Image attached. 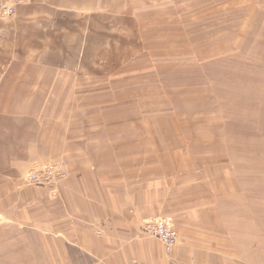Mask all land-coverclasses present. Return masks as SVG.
<instances>
[{"label": "rangeland", "instance_id": "rangeland-1", "mask_svg": "<svg viewBox=\"0 0 264 264\" xmlns=\"http://www.w3.org/2000/svg\"><path fill=\"white\" fill-rule=\"evenodd\" d=\"M73 5L38 49L0 46V186L53 188L81 158L126 167L194 224L212 207L206 264H264V0ZM18 223L0 220V264H40Z\"/></svg>", "mask_w": 264, "mask_h": 264}, {"label": "crops", "instance_id": "crops-1", "mask_svg": "<svg viewBox=\"0 0 264 264\" xmlns=\"http://www.w3.org/2000/svg\"><path fill=\"white\" fill-rule=\"evenodd\" d=\"M73 6V0H24L13 15H0V46L38 49L56 14ZM81 159L53 188L15 180L0 186V220L37 230L40 264H185L193 255L206 264L209 250L219 252L207 241L213 232L208 207L199 208L202 218L194 224L185 201L168 188L129 177L126 167H85ZM153 216L170 217L174 224L178 238L169 252L140 229Z\"/></svg>", "mask_w": 264, "mask_h": 264}, {"label": "built area", "instance_id": "built-area-1", "mask_svg": "<svg viewBox=\"0 0 264 264\" xmlns=\"http://www.w3.org/2000/svg\"><path fill=\"white\" fill-rule=\"evenodd\" d=\"M24 0H1L0 1V15L11 16L16 10V6ZM49 175L41 170L30 171L26 177L28 183H40L46 180ZM53 177L51 176V179ZM141 231L149 236L155 237L161 241L164 249L169 251L172 249L176 241L177 233L173 227V223L169 217L153 216L142 220L140 225Z\"/></svg>", "mask_w": 264, "mask_h": 264}]
</instances>
